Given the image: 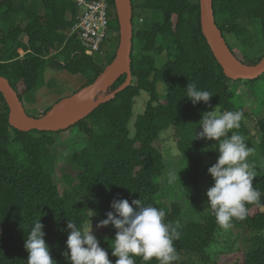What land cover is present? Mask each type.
Wrapping results in <instances>:
<instances>
[{"label":"trees","instance_id":"obj_1","mask_svg":"<svg viewBox=\"0 0 264 264\" xmlns=\"http://www.w3.org/2000/svg\"><path fill=\"white\" fill-rule=\"evenodd\" d=\"M131 4L132 80L111 98L126 79L121 76L109 89V99L73 126L87 143L70 157L67 169L57 166L52 152L55 132L12 127L0 92V264H264V211L258 210L264 207V167L260 178L237 177L220 191L200 193L207 213L199 220H179L180 204L171 202L168 210L156 201L164 161L154 143L161 132L174 129L190 192L199 194L202 134L212 108L229 120L220 150L234 163L243 161L250 141L248 113L237 87L229 85L240 80L226 77L201 32L199 0ZM213 9L223 37L234 35L244 48L258 47L257 55L238 60L257 64L264 55V0H213ZM76 13L72 0H0V75L22 103L23 95L41 88L47 69L76 77L73 94L113 60L119 44L114 0L109 13L113 35L101 47L103 56L87 55L70 34ZM142 16L150 17V28L138 21ZM161 56L165 59L158 67ZM243 82L256 94V85L264 88V74ZM142 92L149 99L132 134L128 123ZM260 106L264 110V100ZM257 126L264 158V117ZM54 174L66 185L62 195ZM89 212L102 234L85 232ZM223 226L243 230L245 238L236 249L216 252L211 245ZM91 250H99L104 260L92 261ZM231 253L237 256L229 260Z\"/></svg>","mask_w":264,"mask_h":264},{"label":"rangeland","instance_id":"obj_2","mask_svg":"<svg viewBox=\"0 0 264 264\" xmlns=\"http://www.w3.org/2000/svg\"><path fill=\"white\" fill-rule=\"evenodd\" d=\"M143 19L142 26L144 29L150 28V17H141ZM146 19V21H145ZM229 49L232 54L238 59H243L244 54L254 56L258 54L257 46L255 48H244L239 39L234 35L226 34L224 36ZM105 41L102 48L105 47ZM97 54H94L95 58ZM104 55V54H103ZM102 55V56H103ZM164 56L157 60L158 67L164 61ZM76 77L63 72L47 69L44 74V83L41 88L34 90L28 95H23V105L25 111L34 117H41L42 114L49 109L58 99L71 95L78 87L72 81ZM49 82V85L47 84ZM74 84V85H73ZM229 85L237 87V94L242 99L244 110L248 113V118L245 125L250 132V141L244 146L243 153L244 159L242 162L234 163L228 156L221 152L222 139L225 131V126L229 120L221 116L220 110L217 107L212 108L210 121L203 132V165L202 175L199 185V194L190 192L187 167L185 160L177 150L176 136L173 128L165 130L160 133L158 140L154 143L155 148L161 153L164 161V171L156 179V183L160 187V192L156 197L158 204L165 209L170 210L171 202L180 204L182 212L179 220L194 221L199 220L200 217L207 213V209L200 199V193L203 197L206 193L220 191L222 187L237 177H251L260 178L262 176L264 167V158L259 149V138L261 135L257 122L264 117L263 107L260 103L264 100L263 85L255 86L254 96L246 87L243 81L229 82ZM20 90L23 86L20 85ZM163 85L157 84V92L162 93ZM111 91L105 90L100 93V99L104 100L109 98ZM98 98V97H97ZM95 102L98 103L101 100ZM149 97L146 93L142 92L139 97L134 100L133 114L128 123V128L133 134L134 123L138 114H142L145 110ZM197 113L204 112V109H196ZM54 144L52 152L55 156L57 166L67 169L70 157L83 150L87 143V138L83 132L77 127L71 126L65 130L55 132L53 135ZM57 167L56 174L61 175L60 168ZM63 169V170H65ZM62 170V169H61ZM67 171V170H66ZM64 173V172H63ZM54 184L58 187L60 195H62L65 184L60 182V178L55 174L52 176ZM264 211V207L258 209ZM258 210H253L255 213ZM85 232L89 236H97L103 233L102 226L97 220L93 212H89L88 218L85 223ZM1 234V229H0ZM91 238V237H90ZM242 238H245L243 230L229 229L223 226L215 235L214 243L211 245L212 250L219 252L226 251L228 247L236 249L241 245ZM155 244H160V240L155 238ZM89 258L94 262H102L104 256L100 254L99 250L89 251ZM237 253L228 254V259L235 258ZM225 260H222L224 262ZM194 264V263H191ZM201 264V263H198Z\"/></svg>","mask_w":264,"mask_h":264},{"label":"water","instance_id":"obj_3","mask_svg":"<svg viewBox=\"0 0 264 264\" xmlns=\"http://www.w3.org/2000/svg\"><path fill=\"white\" fill-rule=\"evenodd\" d=\"M114 6L119 25V44L113 60L91 84L81 88L70 96L61 98L55 102L43 116L34 117L29 115L25 111L18 93L10 85L9 80L0 75V92L8 105V121L12 127L25 132L32 130L40 132H58L65 130L84 119L100 103L107 101L109 98L99 101L82 114L58 117L56 114L60 109L88 94L110 89L111 86L123 75H126L124 83L113 91L111 98H114L119 92L127 88L132 80V4L131 0H114ZM199 6L201 32L226 77L233 81H247L262 76L264 74V55L255 65H246L238 60L232 54L222 32L216 24L213 0H199ZM74 36L76 35L74 34Z\"/></svg>","mask_w":264,"mask_h":264},{"label":"built area","instance_id":"obj_4","mask_svg":"<svg viewBox=\"0 0 264 264\" xmlns=\"http://www.w3.org/2000/svg\"><path fill=\"white\" fill-rule=\"evenodd\" d=\"M77 8V23L71 28L70 34L78 37L83 51L89 55L100 53L106 39H111L110 0H72ZM141 23L143 19L138 18Z\"/></svg>","mask_w":264,"mask_h":264},{"label":"bare ground","instance_id":"obj_5","mask_svg":"<svg viewBox=\"0 0 264 264\" xmlns=\"http://www.w3.org/2000/svg\"><path fill=\"white\" fill-rule=\"evenodd\" d=\"M104 91L93 92L81 99L68 104L57 112L58 117L71 116L73 114H82L91 106L95 105V102L100 99L99 94ZM98 97V98H97ZM101 100V99H100Z\"/></svg>","mask_w":264,"mask_h":264}]
</instances>
